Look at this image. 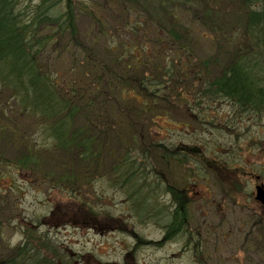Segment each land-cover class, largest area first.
I'll return each instance as SVG.
<instances>
[{"label":"trees","instance_id":"obj_1","mask_svg":"<svg viewBox=\"0 0 264 264\" xmlns=\"http://www.w3.org/2000/svg\"><path fill=\"white\" fill-rule=\"evenodd\" d=\"M216 2L0 0V141L18 144L21 156L14 167L35 172L42 185L53 192L68 190L78 201L84 185L106 179L123 191L138 219L161 221L159 203L146 187L143 155L152 148L163 161L182 162L189 154L206 157L197 145L170 147L151 138L148 143L144 134L129 130L134 124L128 114L134 111L144 120L153 117L169 101L171 82L189 80L194 66L181 69L175 59H191L202 45L201 37L209 36L195 20L210 22L208 32L213 29L215 34L217 24L212 16ZM240 4L245 15L240 38L214 35L216 44L227 45L236 57L222 65L216 60L220 73L214 76L208 70L215 64L206 59L199 74L206 79L204 94L209 98H227L241 112H261L264 0H240ZM120 10L126 18L114 17ZM82 17L89 19L84 30ZM241 42L247 45L243 47L247 53L239 47ZM165 43L172 45L174 55L161 54ZM4 98H11L16 111L33 123L42 142L21 135L7 122L9 114L1 107ZM206 161L210 168H219L215 160ZM2 169L0 181L5 179ZM2 187L0 183V205ZM169 190L175 209L165 215L164 238L187 235L189 246L194 243L187 231L191 198L173 187ZM82 203L88 205L93 216L90 223L97 228L96 210L90 202ZM117 222V229L129 224L120 217ZM3 227L0 221V264H61L46 255L45 250L57 254L58 249L49 239L36 236L34 227H27L24 241L14 247L6 242ZM129 230L141 239L136 230ZM200 245V241L194 244L195 251L205 259Z\"/></svg>","mask_w":264,"mask_h":264},{"label":"rangeland","instance_id":"obj_2","mask_svg":"<svg viewBox=\"0 0 264 264\" xmlns=\"http://www.w3.org/2000/svg\"><path fill=\"white\" fill-rule=\"evenodd\" d=\"M214 6L215 34L213 29L208 32L210 22L195 20L200 31L209 36L201 37L202 45L191 59H175L181 69L194 66L189 80L171 82L169 101L163 102L153 117L144 120L138 119L134 111L128 114L134 124L129 130L135 135L144 134L148 143L151 138L170 147L180 143L197 145L206 157L189 154L182 162L163 161L152 148L143 155L146 187L159 203L161 221L138 219L123 191L106 179L84 185L81 201L68 190L53 192L39 182L35 172L14 167L13 162L21 156L18 144L9 146L0 141V167L5 171V179L0 181L5 191L0 221L9 245L23 242L26 228L34 227L36 236L49 239L58 249L57 254L45 250L46 255L61 264H264V204L256 199V186L264 184V110L241 112L227 98L212 99L204 94L206 79L199 74L203 61L215 64L208 70L214 76L220 73V65L236 57L227 45H217L215 36L239 39L245 25L240 0H217ZM114 17L126 18L121 10ZM88 24L89 19L82 17L81 29ZM239 47L247 53L246 44L241 42ZM161 54L174 55L172 45L163 44ZM12 102L4 98L1 105L9 114L7 122L21 135L42 142L33 123L24 119ZM206 159L218 162L219 168H210ZM169 187L191 198L187 231L192 233L194 243L189 246L187 235L164 238L165 215L175 209ZM82 201L90 202L96 210L97 228L91 225L93 216ZM119 217L129 221L122 229L116 228ZM199 241L205 259L195 251L194 244Z\"/></svg>","mask_w":264,"mask_h":264},{"label":"water","instance_id":"obj_3","mask_svg":"<svg viewBox=\"0 0 264 264\" xmlns=\"http://www.w3.org/2000/svg\"><path fill=\"white\" fill-rule=\"evenodd\" d=\"M256 199L264 204V184H258L256 186Z\"/></svg>","mask_w":264,"mask_h":264}]
</instances>
